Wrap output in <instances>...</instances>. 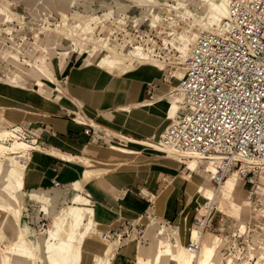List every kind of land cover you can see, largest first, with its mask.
<instances>
[{
  "label": "bare ground",
  "instance_id": "obj_1",
  "mask_svg": "<svg viewBox=\"0 0 264 264\" xmlns=\"http://www.w3.org/2000/svg\"><path fill=\"white\" fill-rule=\"evenodd\" d=\"M195 1L198 0H165L164 3L160 0H148L144 4L143 20L136 28L138 36L137 34L133 36L130 34L131 32L128 30L126 23H122L119 26L117 19L91 22L90 20H82L81 17L74 18L62 13L56 14V18L59 20L56 22L54 29L45 27L42 30L53 40L54 38H60L67 45L79 48L82 51L80 53L82 58L83 54H85L84 58H81L82 63L85 62L86 64L97 66L106 75L114 78L116 82H122L125 78L134 79L140 74L144 78L152 79L150 85H155L156 87L153 93L155 98L153 96V99L146 103L120 109L118 113L123 115L133 111H144L166 119L170 123L172 119L177 117L180 110L182 96L177 93V87L179 81L184 77L183 66L190 55L192 47L197 43L203 32L215 30L220 26L223 19L227 16L228 5L231 0H205L206 4H199V11ZM5 11L13 18L10 10L6 8ZM45 22L50 25L47 20ZM107 22H109V25L106 24ZM147 22L150 26V32H142L140 27ZM120 31L123 33V39L121 44H118L117 40L119 37L114 42L111 39L114 36L113 34L117 36ZM160 43L162 44L161 46L159 45ZM129 49L131 50L128 51ZM172 51L177 53L176 60L171 53ZM161 74L163 76L166 75L169 83L159 79ZM173 82L174 85H171ZM114 89L118 88L113 86L110 90V95ZM17 110L23 114L37 115L36 112L26 111L24 108H17ZM0 111H5L6 114L9 112V108L2 107ZM14 127L16 126L13 122L6 121L0 129V205L7 212L9 211L7 217L9 224L15 228L19 226L21 206L25 200V175L28 162L34 156L35 151L30 145L22 143L18 136H15L11 146L1 143L2 140L9 139ZM162 135L156 139L154 144L142 143L143 146L151 145V147H148L150 151L173 162L178 161L180 158L169 150L161 148L165 147ZM110 150L115 151L120 158L116 161L104 163L108 164L107 170L98 173L94 169L103 164L99 160L88 157L86 149L82 151L78 160L74 159L70 154H63L61 151H57L60 155H70L71 161H78L84 166L85 171L77 182L75 187L76 194L69 204L54 210L56 204L51 199L52 197L44 200L46 206L53 209L49 214L51 226L48 235L43 238V254L46 255L47 264H113L118 251L136 241L133 236V238L124 241L122 238H126L132 233L138 237L137 229L130 232L127 236H123L120 233L116 239L103 240L101 245L95 246L91 250H85L86 239L95 235L100 236L101 234V232L96 231L95 210L90 208L92 206L88 198L93 196L91 194L92 186L98 180L114 173L119 167L131 166L133 160L136 161L143 156L142 152L135 154L123 146L115 147L112 145ZM130 155H133V157ZM128 159H132V161ZM182 161L193 170L192 173L197 174L199 179L204 178L208 183L215 178L219 180L221 178L219 174V168L223 167L221 158L204 157L202 159L193 158ZM245 170L246 168L243 167L242 171L245 172ZM8 171L19 182L18 188L14 189L10 182H6L5 174ZM259 171H264V166L260 167ZM235 172V175L230 173L226 180H221L219 189H214L212 197L208 198L207 195H204L206 200L203 210L199 211L198 215L190 222L192 228L199 230L194 232V237L198 239L197 242L192 237L190 243L186 242L184 230L189 227L186 211L179 218L181 235L177 242L174 239L177 244L175 248L169 230L166 229L165 223L161 221V226L164 228L160 234H156L155 238L152 239V244H154L156 239L158 240L157 252L152 264H171V262L176 264H221L220 259L216 258L212 237H207L209 234L206 228L209 222L206 218L209 215L212 204H217L220 210V204L218 203L219 193L224 195V197L227 196L234 199V192L238 185V175L240 174L238 171ZM231 175L234 179L230 178ZM261 180L264 182V175L261 176ZM4 184L10 187L11 190L9 192L2 188ZM175 186L179 188V184L175 183ZM261 189L263 188L259 187V190ZM85 192L89 193L88 197ZM162 195L160 198L152 195L151 198L156 206L159 205ZM188 198H191V196L188 195ZM231 207L236 210L239 208L233 200H231ZM148 212L146 217H139L146 223V226L147 222L157 218L154 211L150 210ZM218 214H220V211ZM135 220L137 222L138 219ZM146 226L144 234L138 238L145 236L148 231V226L147 228ZM168 227H172V225L168 223ZM104 233L101 236L104 237ZM2 234L0 232V264H11L17 261L18 256H25L26 259L33 262L36 260L37 252L41 251V245L36 243L28 233H23L18 239L21 243L28 241L29 248L25 244L20 246L19 243L15 244L14 240V243L8 244ZM192 241L198 247L196 254L189 252ZM135 244L138 246L137 250L139 252L137 264H148L147 259L152 247L150 250H146L139 243Z\"/></svg>",
  "mask_w": 264,
  "mask_h": 264
},
{
  "label": "crops",
  "instance_id": "obj_2",
  "mask_svg": "<svg viewBox=\"0 0 264 264\" xmlns=\"http://www.w3.org/2000/svg\"><path fill=\"white\" fill-rule=\"evenodd\" d=\"M72 68L69 69L70 74L64 85H59L56 92L45 95L44 98H38L42 101V106L29 105L31 108H27L28 104H21L28 111L36 112L37 115L16 112L8 116L16 127L13 128L9 139L4 142L2 140L1 143L6 145L12 142L13 144L15 136H18L22 143L32 146L35 151L28 162L25 175V197H34V200L40 201L45 206L44 200L51 197L56 207L69 204L74 198L70 199L72 187L77 184L85 171L84 166L78 161H71L70 155L78 160L82 151L86 149L88 157L102 162L103 165L94 169L98 173L107 170L108 164L104 163L120 158L115 151L110 150L112 145L127 147L132 153L142 152L146 157L141 171L136 174L132 170L133 172L128 175L123 174L128 169L124 172L119 171L113 176L119 167L114 173L98 180L92 186V197H88L89 193L85 192L91 201L90 208L95 210L96 231L104 233L112 229L127 236V225L141 216L146 217L149 208V210H155L154 214L157 218L147 222L148 231L144 239L142 241L139 240L140 238L137 239L139 245H148L154 231L163 230L162 222L165 223L167 230L170 229L171 233L173 232V225L177 223V218L179 219L181 214L180 210L184 205L189 219L187 243H190L191 237L197 242L194 232L199 230L192 228L190 222L199 211L196 204L194 208L197 212L191 210V206L187 207L186 203V196L188 198L190 195L189 186L191 184L196 186L189 178H195V174L186 169L183 161L172 162L157 156L144 150L148 147L142 144L158 139L169 126V122L144 111H133L123 115L118 113L120 109L151 101L150 96L153 95L156 87L151 85L150 88L149 82L141 79L139 82L138 77L125 78L119 83L118 89L112 90L110 95L114 85L108 75L91 67ZM13 104L15 103L8 102V105ZM4 114L5 111H0V129L8 121L2 118ZM57 151L70 155H60ZM130 156L133 157V155ZM132 162V166L128 167L131 168L134 164L136 168L138 164L135 160ZM5 178L14 189L18 188V181L14 175L6 172ZM54 182L59 183V187H55ZM175 183L179 184V188H176ZM210 185L212 190L208 198L212 197L214 192L212 180ZM3 188L6 191L11 190L6 184ZM163 193H165L163 200L161 199L156 206L151 198L152 195L160 198ZM200 193L197 192L198 195ZM190 196L194 198L193 195ZM224 201L229 202L227 199ZM30 203L28 202V210ZM1 209V213L7 217L9 211L2 207ZM35 214L36 212L32 215ZM153 221L156 223L152 224ZM167 222L172 227H168ZM97 238L96 235L91 236L86 241ZM94 247L91 246L88 250ZM137 249L138 246L135 243L120 249L113 264H137L139 254Z\"/></svg>",
  "mask_w": 264,
  "mask_h": 264
},
{
  "label": "rangeland",
  "instance_id": "obj_3",
  "mask_svg": "<svg viewBox=\"0 0 264 264\" xmlns=\"http://www.w3.org/2000/svg\"><path fill=\"white\" fill-rule=\"evenodd\" d=\"M147 1L148 0H0V108H9V112L4 114L2 118L12 122L9 120L8 115H13L16 112L20 113L17 108H24L25 106L21 105L23 103H28L33 107H40L42 101L38 98H44L45 95L48 96L56 92L60 87L59 85H64L63 83L70 74L69 69L72 67H74L72 69L91 67L105 73L97 66H92L85 62L82 63V57L80 56L82 51L76 46L67 45L65 42L61 41L60 38H54L53 40L48 34L44 33L42 30L43 28L47 27L54 29V26H56V22L59 20L56 18V14H67L74 18L81 17L82 20H90L91 22L117 19L119 26H121L122 23L127 24L128 30L131 33L128 32L133 36L137 34L136 28L143 20L142 18L145 12L144 4ZM160 1L162 3L165 2V0ZM195 3L198 6V11L199 4H206L205 0H198L195 1ZM6 8L11 11L13 18L6 13ZM46 20L50 25L46 24ZM106 24L109 25V22ZM145 25H149V23L147 22L140 27L142 32H146L142 30V27ZM148 28L150 29V26H148ZM131 29H133V31ZM122 34L121 31L117 36L113 34L114 36L111 40L114 42L119 37L117 43L121 44V40L123 39ZM159 45L161 46L162 44L160 43ZM130 50L131 49L128 51ZM171 53L176 60L177 53L173 51ZM84 55L85 54H83V58ZM159 77L161 80L164 76L161 74ZM109 78L113 82V85L118 88L120 82H116L112 77ZM147 78H144L140 74L137 80L141 79L151 84L152 79L148 78L147 80ZM171 85H174V82ZM153 96L155 98V94H153ZM8 102H13L15 104L8 105ZM28 106L26 107L31 108V106ZM155 142L156 140H152L148 143L154 144ZM10 144H12V142L6 143L7 146H10ZM145 147H151V145ZM145 147L142 148L144 149ZM144 150L154 153L148 148ZM154 154L160 156L157 153ZM145 158V156H141V159L136 160L138 164L136 168L134 164L131 168L121 166L116 170L113 176L119 171L124 172V170L128 169L129 170L125 171L123 174L128 175L133 172L132 170H134L136 174L139 173ZM130 161H132V159ZM186 169L190 173L193 171L187 166ZM235 173L234 171L231 174L235 175ZM194 174L196 177L190 179L196 186L191 184L188 189V192H190V195H193L194 198H187L186 196V203L187 207L191 206V210L197 212L194 208L196 204L198 211L201 212L205 206L206 199L204 195L208 196L212 190L210 185L211 182H206L204 178L199 179L197 174ZM232 175L230 178L234 179ZM262 175H264V171H258L256 173L257 181H255L254 184H250L248 178H244L241 174L238 175V185L236 186L233 199L239 207L237 210L231 207V197H224L221 193L218 195L220 214H216L213 221V226L216 230H208L207 232L209 235L207 237H212L216 250V258L220 259L221 264H264V191L263 189L259 190V187L264 188V182L261 180ZM196 180H199V182ZM76 186L77 184L72 187V197L70 199L76 194ZM212 188L215 190L219 189L218 185L214 183H212ZM3 189L5 190V188ZM166 192L167 191H165V193ZM197 192L201 193L198 195ZM164 194L162 195V200L165 196ZM34 199V197H25L21 206L19 226L15 228L9 224L8 216L6 217L1 213L2 209L0 205V232L3 233L2 236L6 238L5 241L8 244L15 242V244L19 243V246L25 244V246L29 248L28 241L21 243L18 239L23 233H28L36 243L41 245V251L37 252L34 262L26 259L25 256H18L17 261L11 264H35V262H37V264H47L45 259L46 255L43 254V238H46L48 235L51 226L49 214L53 209L46 207L40 201L38 202ZM225 199L229 202L224 201ZM191 201H193V204H189ZM28 202H31L29 204V210H31V212L28 210ZM60 207L61 206L55 207L54 210H58ZM184 207L183 205L182 210H180L181 214L186 211ZM152 211L155 213V210ZM35 212L36 214L33 216L32 214ZM98 219L100 220V216H98ZM155 223L156 222L153 221L152 224ZM179 223V219L177 218V223L173 225V234L169 229L174 248L175 245H177L175 240L177 242V239L181 235ZM160 232L161 231H154L150 243L148 245H142L146 250H150L152 247L147 259L148 264L153 263L158 246V240L156 239L154 244H152V239L155 238L156 234H160ZM186 233L187 230L185 229L184 235H186ZM101 235L102 233L96 240L86 241L85 250H88L91 246L101 245L103 243L102 241L105 240ZM132 236L136 238V240L138 239V237L132 233L128 237L122 238V240L133 238ZM143 239L142 237L139 240L142 241ZM134 243H138V240ZM171 264L176 263L171 262Z\"/></svg>",
  "mask_w": 264,
  "mask_h": 264
},
{
  "label": "built area",
  "instance_id": "obj_4",
  "mask_svg": "<svg viewBox=\"0 0 264 264\" xmlns=\"http://www.w3.org/2000/svg\"><path fill=\"white\" fill-rule=\"evenodd\" d=\"M148 26L142 30L150 32ZM183 72L177 87L180 110L164 131L161 148L180 161L221 158V178L212 181L218 187L234 171L254 184L264 166V0H231L220 26L203 32L192 47ZM163 81L169 83L166 75ZM219 211L211 205L206 230L215 229ZM145 226L140 218L131 221L126 235L137 229L141 237ZM119 235L109 229L104 239ZM197 251L192 241L189 252Z\"/></svg>",
  "mask_w": 264,
  "mask_h": 264
}]
</instances>
